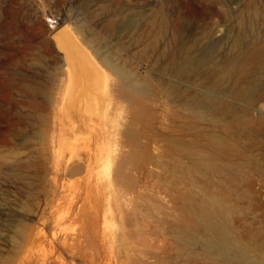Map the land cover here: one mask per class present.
<instances>
[{
	"label": "rangeland",
	"instance_id": "374dc122",
	"mask_svg": "<svg viewBox=\"0 0 264 264\" xmlns=\"http://www.w3.org/2000/svg\"><path fill=\"white\" fill-rule=\"evenodd\" d=\"M159 7L168 26L142 45H129L130 26L143 25V15ZM66 22L109 61L135 71L136 85L145 81L153 90L141 123L158 140L144 151L124 136L135 126V106L127 85L117 81L115 103L112 77L104 95L108 114H115L109 149L93 139L95 153L85 161L73 141L82 133L61 126L58 107L67 89L52 35ZM239 34L241 42L228 49ZM251 41L264 49V0H0V264H81L65 249L75 236L94 264H204L201 248L188 243L179 194L199 200L222 194L235 210L264 209V178L248 166L214 164L202 149L196 151L200 170L171 160L174 116L185 112L166 90L177 80L153 64L164 53L188 51L198 59L215 43L232 60ZM251 107L250 117L261 122L264 98ZM199 126L209 129L206 121ZM62 134L73 154L64 160L57 150ZM229 142L264 164V135L242 140L232 134Z\"/></svg>",
	"mask_w": 264,
	"mask_h": 264
},
{
	"label": "bare ground",
	"instance_id": "6f19581e",
	"mask_svg": "<svg viewBox=\"0 0 264 264\" xmlns=\"http://www.w3.org/2000/svg\"><path fill=\"white\" fill-rule=\"evenodd\" d=\"M101 9H105V6ZM143 16V25L136 21L130 26L133 30L129 35V45H142L155 29L164 30L169 24L166 12L160 7L149 10ZM238 16L239 14L236 18ZM241 40L240 34L233 36L228 49L237 46ZM156 41L154 38L147 45L152 47ZM52 44L63 63L61 83L66 84L67 89L58 107L61 126L73 133H82L81 137L73 141L78 142L77 145L84 150L82 158L85 161L94 149L91 143L93 139L99 144L104 142L103 145L107 144L108 149L111 142L110 126L115 114L107 112L104 95L108 77L113 78L115 103H120L119 97L115 95V90H118L116 81L118 85L121 82V87L122 83H125L131 92L128 99L131 98L129 102L134 103L135 110L130 108L133 110L130 121L134 120L135 126L131 124V127L124 131L127 141L129 140L134 148L143 147L144 151L145 147L158 140L155 133L142 128L141 119L146 114V101L153 90L145 81H142L140 86L136 85V81L140 83V80L135 71L125 70L117 63L109 61L106 55L99 53L89 41L84 40L74 23L72 25L66 22L59 27L52 35ZM218 47L217 43L212 44L198 59L193 58L188 51L180 52L177 56L164 53L153 64L177 80L166 83V90L176 105L185 112L174 116V134H171L169 139L171 160L200 170L202 161H199L196 151L202 149L207 152L206 159L214 164L216 161L235 163L239 169L248 166L264 178V164L245 156L229 142V135L232 134L242 140L253 133L264 135V112L259 116V123L250 117L253 109L251 106L264 98V61L261 59L264 49L260 44L251 41L234 59L226 60L227 53L220 52ZM97 51L99 58L94 55ZM139 54L145 55L143 51ZM180 82H185L186 85ZM206 90H216L220 95L211 94ZM83 94H86L87 98H83ZM232 100L242 101L244 104L238 106ZM118 108L119 104L116 112ZM201 121L208 123V130L200 128ZM143 127L146 128L145 125ZM59 146L57 150L63 160L73 156L72 149L65 144L63 134L59 139ZM99 149L103 151V147L98 148V152ZM93 162L92 159L91 166L94 165ZM230 171L233 172V169ZM206 195L204 200H199L189 192L179 194L183 205V229L189 236L188 243L192 247L201 248L204 264H264V209L235 210L222 194ZM75 237L70 243V248H65L66 252L81 264L96 263L94 256L92 260L88 259Z\"/></svg>",
	"mask_w": 264,
	"mask_h": 264
}]
</instances>
